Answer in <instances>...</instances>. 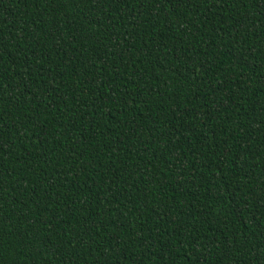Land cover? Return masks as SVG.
<instances>
[{
	"label": "trees",
	"instance_id": "16d2710c",
	"mask_svg": "<svg viewBox=\"0 0 264 264\" xmlns=\"http://www.w3.org/2000/svg\"><path fill=\"white\" fill-rule=\"evenodd\" d=\"M0 264H264V0H0Z\"/></svg>",
	"mask_w": 264,
	"mask_h": 264
}]
</instances>
